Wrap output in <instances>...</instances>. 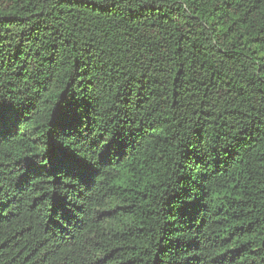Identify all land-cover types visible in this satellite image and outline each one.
I'll return each mask as SVG.
<instances>
[{"label":"trees","instance_id":"trees-1","mask_svg":"<svg viewBox=\"0 0 264 264\" xmlns=\"http://www.w3.org/2000/svg\"><path fill=\"white\" fill-rule=\"evenodd\" d=\"M0 264H264V0H0Z\"/></svg>","mask_w":264,"mask_h":264}]
</instances>
